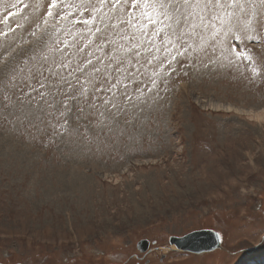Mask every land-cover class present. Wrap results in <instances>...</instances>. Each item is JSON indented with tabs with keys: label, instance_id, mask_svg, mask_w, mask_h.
<instances>
[{
	"label": "rangeland",
	"instance_id": "374dc122",
	"mask_svg": "<svg viewBox=\"0 0 264 264\" xmlns=\"http://www.w3.org/2000/svg\"><path fill=\"white\" fill-rule=\"evenodd\" d=\"M50 3L0 0V31L14 29L0 46L25 38ZM247 47L264 70V46ZM220 62L173 76L167 93L166 65L164 99L132 138L49 143L37 119L19 130L0 119V262L264 264V118L253 116L264 112V77ZM201 228L222 244L197 254L169 242Z\"/></svg>",
	"mask_w": 264,
	"mask_h": 264
},
{
	"label": "snow or ice",
	"instance_id": "6c2138e0",
	"mask_svg": "<svg viewBox=\"0 0 264 264\" xmlns=\"http://www.w3.org/2000/svg\"><path fill=\"white\" fill-rule=\"evenodd\" d=\"M33 24L14 46H0V119L16 130L37 119L49 143L134 137L164 99L166 65L165 93L173 76L224 67L221 60L248 62L254 78L264 77L247 47L264 46V0H51Z\"/></svg>",
	"mask_w": 264,
	"mask_h": 264
},
{
	"label": "water",
	"instance_id": "95a60500",
	"mask_svg": "<svg viewBox=\"0 0 264 264\" xmlns=\"http://www.w3.org/2000/svg\"><path fill=\"white\" fill-rule=\"evenodd\" d=\"M169 242L175 244L177 248L200 254L217 249L218 246L222 244V237L221 234L214 229L201 228L190 231L185 235L170 236ZM137 246L141 250H145L149 246V243L147 240H141Z\"/></svg>",
	"mask_w": 264,
	"mask_h": 264
},
{
	"label": "bare ground",
	"instance_id": "6f19581e",
	"mask_svg": "<svg viewBox=\"0 0 264 264\" xmlns=\"http://www.w3.org/2000/svg\"><path fill=\"white\" fill-rule=\"evenodd\" d=\"M18 1V0H17ZM37 12V11H36ZM24 31V30H23ZM254 118H257L258 120H261L262 118H264V112L263 113H257L253 115ZM77 179V178H76ZM75 185V184H74ZM78 187V186H77ZM80 187V186H79Z\"/></svg>",
	"mask_w": 264,
	"mask_h": 264
}]
</instances>
